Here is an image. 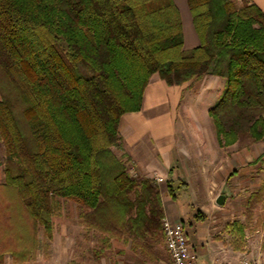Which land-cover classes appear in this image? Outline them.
Masks as SVG:
<instances>
[{
  "label": "trees",
  "instance_id": "16d2710c",
  "mask_svg": "<svg viewBox=\"0 0 264 264\" xmlns=\"http://www.w3.org/2000/svg\"><path fill=\"white\" fill-rule=\"evenodd\" d=\"M186 3L190 49L174 0H0V208L11 218L26 212L50 239L64 199L106 249L159 226L165 239L159 190L113 150L153 74L168 86L223 78L208 111L218 145L264 142V12L252 0ZM227 226L244 236L241 222Z\"/></svg>",
  "mask_w": 264,
  "mask_h": 264
},
{
  "label": "rangeland",
  "instance_id": "374dc122",
  "mask_svg": "<svg viewBox=\"0 0 264 264\" xmlns=\"http://www.w3.org/2000/svg\"><path fill=\"white\" fill-rule=\"evenodd\" d=\"M174 2L179 11L183 9L191 20L186 0H174ZM200 81L201 80L193 83L186 82L183 85H178L185 86L183 88L185 91L183 96L186 98H181V101L179 100L174 111L173 101L170 99V104L172 106L170 105L169 109L166 108V105H158L151 109H147L144 116L147 118V121H156V119L159 118L162 124H170L172 127L169 126V128L171 127L175 139L181 143L188 144L189 146L186 148L191 150L193 154L199 155L200 153L198 154V152L201 151L205 159V156H207L205 152L215 148L214 138H216L213 121L209 113H206V107L207 111H209L217 102L215 98H212L214 94L212 90L213 87L216 86V93H219L222 81L224 87V79L222 78L221 81L211 84V90L208 89V94L204 96L206 99L204 98L201 101H199L200 95L198 94L200 93L198 92H200V90H205L206 87L205 85L203 87ZM180 89L181 87H177L175 92ZM192 91L194 95H191ZM123 116L129 119L139 115L124 114ZM148 125L150 126L149 123ZM152 132L153 128H151V133ZM211 144L214 146L212 147ZM233 144H236L237 161L235 162H237V164L231 161V156H225L226 154L230 155L231 150L223 147L225 164L223 168L220 167L218 170L219 173L220 171L225 174L229 172L228 177L222 188L212 184L211 189L213 194L209 197L208 195L202 196L200 202L207 200L208 197L207 204L216 208L215 206L219 205L216 203V198L225 193L226 196L223 197L221 203L223 207L213 214V216L216 215L217 218H215L216 220L213 223L211 222V228L215 226L218 231L219 229L221 230V233H230L233 230L228 227L227 224L232 221L241 222L244 225V236L240 237L234 232L237 237V251H240V254L258 257L257 253H253V251L258 249V247L261 249V245L264 242V223L261 222L259 217L257 218L255 209H258L259 206L264 203L257 202L258 194L256 193L259 188L264 186V142L253 141L247 135H242L237 142ZM230 146L231 145H229V148H231ZM125 148V144L123 145L121 143V149L113 148V150L116 155L119 156L124 154L122 152H124ZM212 152H216V150L214 149ZM212 152H210L211 156ZM125 155L128 156L127 154ZM214 155L219 158L217 153H214ZM260 156L261 158L258 160ZM3 159L4 151L0 143V164L3 162ZM197 162L199 163L198 160L196 164H198ZM127 166L130 173L134 171L133 169L135 166L131 158ZM232 172H234L237 177L229 179V177L233 175ZM152 178L157 180L159 176L154 174ZM217 180L216 182L219 183V177ZM3 181L4 175L2 165H0V184H2ZM162 181V178L161 181L157 180V182ZM174 191L178 197V203H182L184 199L187 198V195L181 193L178 188H175ZM60 201V209L53 214L51 219L52 236L50 239L44 234L41 225L30 221L26 212L24 213L23 211L21 214V217L24 219L22 221L17 216L13 218L12 215L11 218L10 213L6 211V209H3L4 207L0 208V264H103L99 259L101 255L102 257H106L104 264H112V256L108 252L111 250L105 251L107 250L104 246L105 244L100 243V232L87 228L82 224V221L78 217L79 210L74 202L64 199H60ZM12 222H14V225L19 227V229L10 238V243H7L6 233H8L9 228L13 226ZM18 237H20V240ZM224 238L227 241H231L233 238L235 239V237L231 238L230 236H224ZM93 244L95 245V250L100 252V256L99 258H93L91 260L89 254L86 253L88 249L92 248ZM83 249L84 251H82ZM79 254L81 255L79 256Z\"/></svg>",
  "mask_w": 264,
  "mask_h": 264
},
{
  "label": "crops",
  "instance_id": "0c3cea01",
  "mask_svg": "<svg viewBox=\"0 0 264 264\" xmlns=\"http://www.w3.org/2000/svg\"><path fill=\"white\" fill-rule=\"evenodd\" d=\"M252 1L264 12V0ZM180 11L184 47H195L199 44L197 34L187 13L183 9ZM221 80L222 78L216 75H206L201 79L200 82L203 87L205 85L206 89L200 90V92L197 91L200 93L198 94L200 95L199 101L205 98L204 96L208 94V89L211 90V84ZM177 87H181V89L175 92ZM184 87L178 85L168 86L157 74L151 76L144 90L141 110L125 114H138L139 116L129 119L125 118L126 116H122L120 119L119 134L122 144L126 146L122 153L127 154L134 163V171L130 173L132 177L151 179L152 185H155L159 190L162 218L168 217L171 220L183 222L188 238L196 250L199 264H212L216 261L235 263L242 254L237 251V237L234 231L221 233L220 229L218 231L215 226H212V228L210 226L211 222L213 223L216 220L215 218H217L213 214L218 212L223 205H216V208H214L207 204L208 197L213 194L211 185L222 188L229 174V172L225 174L222 171L219 173L218 170L220 167L223 168L225 164L224 148L218 146L217 139L214 138L215 146L211 145L215 147L216 152H212L214 149L205 152L207 156L204 159V154L201 151L198 152V154L200 153L199 155L193 154L191 150L186 148L189 146L188 144L181 143L175 139L170 124H162L159 118L156 121H147L144 116L147 109L158 105H166V108L169 109L171 105L170 99L173 101L174 111L179 100L186 98L183 96ZM222 88L223 81L219 93H216V86L213 87L212 93L214 94L212 98H215L216 101ZM191 95H194L193 91ZM206 113H208L207 107ZM169 126L171 127L169 128ZM151 128H153L152 133ZM235 145H231V148L229 146L225 147L231 150L230 155L226 154L225 156H231V161L237 164L235 162L237 161ZM210 152H212V156ZM214 153H217L219 158ZM197 160L199 161V163L197 162L198 164H196ZM234 172H232L233 175L229 179L237 177ZM154 174L162 178L163 181L157 182L156 179H153ZM218 177L219 183L216 182ZM168 188L171 189V192H169ZM175 188L187 195V198L182 203H178V197L174 191ZM263 188L264 186L259 188V190L264 191ZM206 195H208L207 200L200 202L202 196ZM223 196H226L225 193H223ZM263 202L264 200L259 203ZM255 211L257 218L259 217L261 222L264 223V203ZM224 236L235 237V239L227 241ZM110 242L111 246L105 251L111 250L108 252L112 256V264L170 263L160 226L157 230L147 233L144 237L138 238V240L117 238L111 239ZM253 253H257L261 263L264 264V242L261 245V249L258 247ZM86 254H89L91 260L100 256V252L95 250L94 244L91 249H88ZM99 259L104 264L106 257L101 255Z\"/></svg>",
  "mask_w": 264,
  "mask_h": 264
},
{
  "label": "built area",
  "instance_id": "2783aa9c",
  "mask_svg": "<svg viewBox=\"0 0 264 264\" xmlns=\"http://www.w3.org/2000/svg\"><path fill=\"white\" fill-rule=\"evenodd\" d=\"M157 180L161 181V178H157ZM161 227L169 264H199L196 250L188 238L183 222L164 217L161 221ZM212 264H261V262L258 257L242 254L235 263L216 261Z\"/></svg>",
  "mask_w": 264,
  "mask_h": 264
},
{
  "label": "water",
  "instance_id": "95a60500",
  "mask_svg": "<svg viewBox=\"0 0 264 264\" xmlns=\"http://www.w3.org/2000/svg\"><path fill=\"white\" fill-rule=\"evenodd\" d=\"M223 195H219L217 198H216V203L217 204H219V205H221V203H222V200H223Z\"/></svg>",
  "mask_w": 264,
  "mask_h": 264
}]
</instances>
